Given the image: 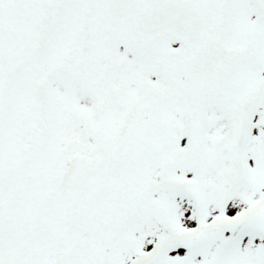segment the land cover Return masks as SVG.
<instances>
[{"label":"snow or ice","instance_id":"1","mask_svg":"<svg viewBox=\"0 0 264 264\" xmlns=\"http://www.w3.org/2000/svg\"><path fill=\"white\" fill-rule=\"evenodd\" d=\"M0 264H264V0H0Z\"/></svg>","mask_w":264,"mask_h":264}]
</instances>
